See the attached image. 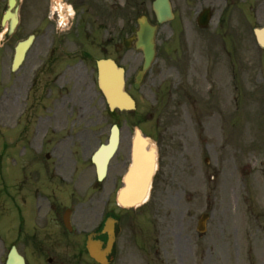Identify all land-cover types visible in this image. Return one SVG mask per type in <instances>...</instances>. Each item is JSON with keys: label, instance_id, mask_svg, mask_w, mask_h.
I'll use <instances>...</instances> for the list:
<instances>
[{"label": "rangeland", "instance_id": "rangeland-1", "mask_svg": "<svg viewBox=\"0 0 264 264\" xmlns=\"http://www.w3.org/2000/svg\"><path fill=\"white\" fill-rule=\"evenodd\" d=\"M152 1L58 0L76 12L58 32L53 0H20L19 27L0 48V139L8 143L0 165L5 175L15 172L21 193L30 185L43 193L57 180L33 147L45 153L53 134L55 163L68 178L75 170L72 184H82L87 199V163L114 123L162 132L168 183L154 205L132 212L116 264H264V48L253 32L264 26V8L244 24L219 22V10L200 29L193 9L172 0L177 18L158 25L155 62L136 90L143 54L123 40L140 15L157 23ZM30 34L26 60L12 72L15 45ZM105 56L127 69L136 110L109 111L97 86L96 60ZM205 212L211 218L202 234Z\"/></svg>", "mask_w": 264, "mask_h": 264}, {"label": "flooded vegetation", "instance_id": "flooded-vegetation-1", "mask_svg": "<svg viewBox=\"0 0 264 264\" xmlns=\"http://www.w3.org/2000/svg\"><path fill=\"white\" fill-rule=\"evenodd\" d=\"M184 3L196 13L204 7L214 10L222 4L223 14H228L229 20L234 19L238 24L259 16L264 8V0H184ZM8 7L9 0H0V39L4 36V14ZM10 37L7 33L6 38ZM133 136L134 131L121 130L120 146L104 176L101 177L98 165L91 158V196L87 199H69L57 194L67 180L59 166H54L57 181L47 183L43 193L30 185L23 194L16 183L15 173L12 177L11 174L5 176L0 165V264H7L11 251L15 258L20 254L24 264H101L87 248L90 234L93 240H102L106 244L108 234L102 230L108 219L113 222L118 239L122 230L137 216L133 215L137 211L124 208L118 202L120 196H128L120 192L128 179L126 174L133 159ZM154 138L158 148V169L149 195L152 203L160 198L168 183L164 135L159 133ZM53 162L50 154L44 162L47 170L50 171ZM9 180L12 181L11 188ZM116 252L115 243L109 256L111 264L115 263ZM13 264H18L15 259Z\"/></svg>", "mask_w": 264, "mask_h": 264}, {"label": "water", "instance_id": "water-1", "mask_svg": "<svg viewBox=\"0 0 264 264\" xmlns=\"http://www.w3.org/2000/svg\"><path fill=\"white\" fill-rule=\"evenodd\" d=\"M11 5L15 6V20L12 23L11 29L16 27L18 23L17 11H18V2L17 0H12ZM154 9L158 15L160 21H164L168 18L172 17L171 14V5L169 0H157L154 3ZM204 24H207L209 21L208 12H204L202 15V20ZM140 29L137 32V42L136 46L141 48L145 54V64L143 70L140 72L138 76V80L140 81L143 73L149 68L152 60L155 56V27L151 26L145 17H143L140 21ZM259 36V41L264 45V29L257 31ZM131 40V39H130ZM33 41V36H30L28 39L20 41L16 47V54L14 57V69L17 68L21 62L23 61L25 54L31 43ZM127 44H129L127 42ZM98 69H99V85L102 89L105 97L108 101L110 109L113 110L115 108L120 109H133L135 108V101L133 98L125 91L124 89V69L119 67L114 60L112 59H102L98 61ZM118 130L117 126L113 127V132L111 135L110 142L107 145H102L101 150H106L105 155H107L106 160H102L103 168L109 161V158L115 152L118 145ZM148 139L146 138H138L135 148L137 151V160H136V169L133 177L130 180L129 190L133 189L136 184V171L140 169L141 165L144 163L145 158L148 157L147 166L149 165V176L152 174L153 166H154V152H150L149 154L144 150V146L147 144ZM149 143V142H148ZM154 150V149H153ZM127 204H134V201H128ZM203 228V227H202ZM111 238L110 242L113 240V232L109 231ZM94 243H89V248L91 253L98 259L102 260L105 257V254L102 249H98L94 247Z\"/></svg>", "mask_w": 264, "mask_h": 264}, {"label": "clouds", "instance_id": "clouds-1", "mask_svg": "<svg viewBox=\"0 0 264 264\" xmlns=\"http://www.w3.org/2000/svg\"><path fill=\"white\" fill-rule=\"evenodd\" d=\"M57 7L62 8L63 5L58 4ZM67 12H68V17H75V15H76L75 10L72 8V6L70 4L67 5ZM68 17H61L59 19V21L57 22V31L58 32L66 31L71 27V24L68 21Z\"/></svg>", "mask_w": 264, "mask_h": 264}, {"label": "bare ground", "instance_id": "bare-ground-1", "mask_svg": "<svg viewBox=\"0 0 264 264\" xmlns=\"http://www.w3.org/2000/svg\"><path fill=\"white\" fill-rule=\"evenodd\" d=\"M54 2H55V6H56V7H57L58 4L61 5V3L58 2V0H54ZM57 8H58L59 10L63 11L61 7H57ZM61 11H60V12H61ZM41 123H42V121H41L39 124H41ZM233 181H234V179H233ZM140 186L143 187V185H142V181L139 183V187H140ZM137 189H138V187L135 188V191H137Z\"/></svg>", "mask_w": 264, "mask_h": 264}]
</instances>
